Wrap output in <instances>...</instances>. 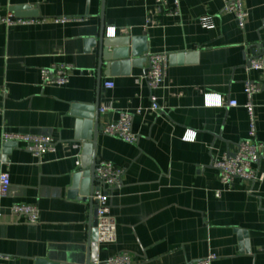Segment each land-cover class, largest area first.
I'll list each match as a JSON object with an SVG mask.
<instances>
[{"label":"crops","instance_id":"1","mask_svg":"<svg viewBox=\"0 0 264 264\" xmlns=\"http://www.w3.org/2000/svg\"><path fill=\"white\" fill-rule=\"evenodd\" d=\"M177 1L170 15L174 0H0V18L45 19L0 23V173L10 180L0 196V264H86L122 251L134 264H192L209 255L211 264H264V70L247 69L264 52V0H242L243 29L220 0ZM101 12L108 44L99 62ZM133 38L144 40L141 55H132ZM146 52L169 55L153 91L155 111ZM55 64L72 67L69 81L41 84L40 71ZM248 79L260 87L253 97L261 145L255 168L263 178L224 185L212 163L234 154L247 135ZM218 98L221 105L206 104ZM103 103L112 109L100 114ZM120 111L133 114L136 143L101 131ZM95 128V161L124 168L110 197L112 243L96 242L88 201ZM187 131L194 140L182 139ZM3 132L48 136L55 150L35 157L22 143L2 142ZM13 204L36 207L38 222L13 214Z\"/></svg>","mask_w":264,"mask_h":264},{"label":"built area","instance_id":"2","mask_svg":"<svg viewBox=\"0 0 264 264\" xmlns=\"http://www.w3.org/2000/svg\"><path fill=\"white\" fill-rule=\"evenodd\" d=\"M222 3V11L232 14L235 18L237 26L243 29L246 18V11L243 8L242 0H220ZM156 3L164 4L166 0H155ZM178 1L174 0V6L168 10V14L176 15L178 13ZM42 17H19L9 12L5 17L0 18V23L6 25H31L44 22ZM81 18L56 17L53 18L55 23H66L69 21H79ZM204 26H206L204 24ZM108 34L114 37L115 28L108 27ZM106 31V33H107ZM143 59L147 62V68L144 72V79L151 91L150 94V110L155 111L159 108L155 102L153 91L160 87L164 79L168 63L169 55L165 53L146 52ZM248 70H264V52L259 55L252 56L247 63ZM72 67L68 64H55L40 71L41 84L44 85H64L69 81ZM105 87H113L112 81H106ZM260 87L257 83L246 80L244 82L245 102L243 107L248 118V131L244 139L237 143V149L234 154L223 153L215 159L212 167L218 172L219 181L226 185L235 179L243 181L255 182L260 181L263 175L260 174L255 165L259 159L260 143L256 139V127L254 118L253 97L258 93ZM207 105L219 106L222 104L220 98L210 101L206 100ZM228 105L234 106L235 100L227 102ZM112 109L110 103H103L98 106V112L104 114ZM139 113V109L135 111ZM133 114L128 111H120L117 119L113 122H107L102 126L101 131L110 136H117L127 143H136L138 135L132 131ZM185 141L195 139V132L187 131L183 137ZM1 141L4 143H22L25 149L35 157H40L44 152H53L55 150V142L52 138L42 135H30L16 132H3ZM79 165V162H76ZM124 168L114 163L100 159L96 161L94 167V180L92 184V192L88 198L91 199L94 208V220L96 223V242L112 243L116 240V223L110 213V197L114 189H118L122 185V176ZM10 188V180L7 173H0V196H4ZM219 193L217 192V195ZM11 212L18 216H24L28 223L34 224L38 222L39 213L36 207L27 204H13L10 208ZM212 255L204 258L196 259L192 264H211ZM91 264H134L132 256L126 252H117L105 259H94Z\"/></svg>","mask_w":264,"mask_h":264},{"label":"water","instance_id":"3","mask_svg":"<svg viewBox=\"0 0 264 264\" xmlns=\"http://www.w3.org/2000/svg\"><path fill=\"white\" fill-rule=\"evenodd\" d=\"M103 12H101V16H100V29H99V35H98V54H99V62H101L103 60L102 56H103V52H104V47L105 45L108 44L107 40L104 37L105 34V29H104V21H103ZM135 43H138V48L135 47ZM142 43V44H141ZM144 40L142 38H133L132 39V55L134 56H138L141 55L145 50H146V46L143 45ZM136 45V46H137ZM98 132V128H95L93 131V140H92V146H93V151H92V157H91V164L89 167V174H90V180H91V189H90V193L92 192V184H93V180H94V167L96 164L95 161V145H96V134ZM89 206H90V211L92 209V201L89 198ZM89 242H90V237H89ZM37 264H55V263H48L42 260H37L36 261ZM86 264H91L89 259L87 261Z\"/></svg>","mask_w":264,"mask_h":264}]
</instances>
